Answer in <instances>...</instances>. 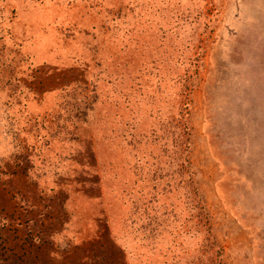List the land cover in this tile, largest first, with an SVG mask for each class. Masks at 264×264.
<instances>
[{
  "label": "rangeland",
  "instance_id": "rangeland-1",
  "mask_svg": "<svg viewBox=\"0 0 264 264\" xmlns=\"http://www.w3.org/2000/svg\"><path fill=\"white\" fill-rule=\"evenodd\" d=\"M207 231L264 264V0H0V264H208Z\"/></svg>",
  "mask_w": 264,
  "mask_h": 264
},
{
  "label": "trees",
  "instance_id": "trees-1",
  "mask_svg": "<svg viewBox=\"0 0 264 264\" xmlns=\"http://www.w3.org/2000/svg\"><path fill=\"white\" fill-rule=\"evenodd\" d=\"M197 169L190 163L185 167V172L181 173L178 177V179L181 181V183L184 185V194L186 196H189V199H193V192L191 189L195 188V192L197 193L196 199L198 202H204V194L199 191L198 186V180H197ZM186 180V181H185ZM190 189V192H189ZM205 216L207 215V219L205 220V223L209 225L210 221V214L208 211V208L206 204H202L200 208ZM211 226V225H210ZM212 227V226H211ZM213 228V227H212ZM207 234L209 236L207 237V234H204V239L200 242L199 245H202L203 252L201 253L200 257H205L208 261V264H224L223 263V256H222V249L218 245V242L214 239V237L210 236V232L207 231ZM212 245L214 247V250H210L209 246Z\"/></svg>",
  "mask_w": 264,
  "mask_h": 264
}]
</instances>
